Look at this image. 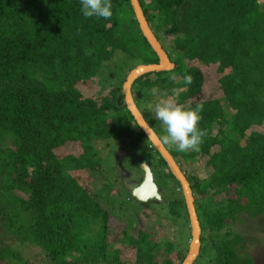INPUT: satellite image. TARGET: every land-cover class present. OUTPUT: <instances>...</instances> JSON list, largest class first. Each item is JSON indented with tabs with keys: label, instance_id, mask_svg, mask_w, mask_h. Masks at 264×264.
<instances>
[{
	"label": "trees",
	"instance_id": "1",
	"mask_svg": "<svg viewBox=\"0 0 264 264\" xmlns=\"http://www.w3.org/2000/svg\"><path fill=\"white\" fill-rule=\"evenodd\" d=\"M138 2L152 34L170 44V61L173 55L184 66L181 73L174 67L134 81L139 114L159 138L158 100L172 98L186 109L203 105L199 152L162 144L190 186L200 227L196 258L208 249L216 264H239L242 256L252 264L233 227L240 217L264 215V134L255 129L264 124V0ZM111 3L113 17L104 20L85 19L79 0H0V264H182L186 257L187 247L176 253L139 224L134 244L124 240L127 225L120 238L111 236L110 214L79 182L102 171L100 149L144 139L157 169H165L163 183L179 189L124 104L127 74L114 88L97 80L113 55L158 65L130 1ZM204 70L213 71L219 92L207 98ZM185 74L191 85L183 83ZM91 82L97 86L92 97L82 91ZM154 87L163 95H151ZM77 144L78 154L68 152ZM169 202L178 205L174 197ZM111 237L116 248L120 240L130 244L132 260L109 249Z\"/></svg>",
	"mask_w": 264,
	"mask_h": 264
},
{
	"label": "rangeland",
	"instance_id": "2",
	"mask_svg": "<svg viewBox=\"0 0 264 264\" xmlns=\"http://www.w3.org/2000/svg\"><path fill=\"white\" fill-rule=\"evenodd\" d=\"M122 21H124L125 25L126 21L124 19ZM157 41L164 52L171 48L170 44L164 41L161 35L157 38ZM171 57L172 64L176 67L175 72H183V64L173 55ZM124 59V56L121 54L113 55L110 61L101 67L97 75V80L104 84L105 87L114 88L122 80L125 73L128 76L130 73L128 70L131 67L136 68L141 64V61H131L129 59L124 61ZM204 72L207 79L203 90L204 97L207 98L219 92L216 90L217 85L215 86L216 81L213 71L204 70ZM96 87L95 83L91 82L82 91L83 93L85 91L86 95L92 97L97 90ZM255 129L264 134V124L261 128ZM126 145L116 146L112 144L108 150L100 149L98 156L101 158L102 171L97 173L94 179L87 175H81L79 182L88 188L89 193L97 199L99 205L110 214L108 226L112 233L111 236L118 239L121 236L120 233L124 230L127 233V229L129 228L128 236L124 240H127V242L131 241L130 244H134L135 242L132 241V236H135L136 224H139L137 225L138 230L141 229L150 233L155 240L160 241L161 245L171 244L172 250H175L174 252H185L186 247L188 251L190 244L189 235H191V230L189 229L190 221L180 187L176 191V185L172 181L163 183V172H165V169H157L156 155L144 139L138 140L134 147ZM69 149L68 152L70 153L78 154L80 152L78 144L74 147H69ZM130 161H133L132 165L128 164ZM139 162L147 163L153 176L154 184L159 188L160 196L163 197L160 202L148 201L146 203H140L131 197L128 186L138 185L143 177V169L140 167ZM194 168L198 167L195 165L192 169ZM207 173L208 171H206ZM202 178L201 176L200 181H202ZM165 195L166 197L164 198ZM171 197H174L178 201L177 206L173 207L170 205L169 201ZM240 218L242 221L233 227L234 233L240 234L244 238V246L249 250L253 263L264 264V215L255 220H250L246 217ZM125 226L128 228H125ZM96 227V224L88 226V238L92 236L91 232H94ZM98 233L99 231L96 232V234ZM3 239L7 245L12 248L15 247L14 240L7 236L3 237ZM112 240L113 238L111 237L110 243ZM122 242V240L119 241L121 250L116 248L118 247V243L115 247L110 245L109 249L119 250L120 254L119 251L117 253L119 254V258L122 257L126 260H132L133 249L130 248V244L122 245ZM206 251V253L196 258V264L215 263L216 252L214 250L211 252L208 249ZM23 253L25 254L24 251ZM174 255L175 253L172 257ZM239 264H247L244 256L240 257Z\"/></svg>",
	"mask_w": 264,
	"mask_h": 264
},
{
	"label": "water",
	"instance_id": "3",
	"mask_svg": "<svg viewBox=\"0 0 264 264\" xmlns=\"http://www.w3.org/2000/svg\"><path fill=\"white\" fill-rule=\"evenodd\" d=\"M132 6L135 19L138 23L140 31L143 37L146 39L151 50L158 58V65H148V66H138L133 69L127 76L123 86H122V96L124 98V104L135 121L137 127L144 133L150 144L153 146L155 151L160 155L163 161L166 163L172 176L175 178L180 186L183 193L184 202L187 209V214L190 221L191 229V240L188 248L187 255L182 264H192L197 256L200 243V227L197 219V214L195 211L194 200L191 194L189 183L187 182L185 176L182 174L170 154L166 151L164 146L158 142L157 136L153 131L147 126L135 104L132 100L131 87L135 80H137L142 75L148 73H157L172 70L174 65L170 63L167 55L162 50V47L158 41L153 36L152 32L147 25L143 13L141 11L138 0H129ZM143 169V177L138 186L131 190V196L133 199L140 203H146L148 201H161V196L158 193V189L154 184L153 176L147 165Z\"/></svg>",
	"mask_w": 264,
	"mask_h": 264
},
{
	"label": "clouds",
	"instance_id": "4",
	"mask_svg": "<svg viewBox=\"0 0 264 264\" xmlns=\"http://www.w3.org/2000/svg\"><path fill=\"white\" fill-rule=\"evenodd\" d=\"M79 2L81 5V13L85 19L95 17L98 19L111 20L113 17V5L111 0H79ZM153 36L157 40L158 36L154 34ZM164 53L170 61L168 51ZM170 63L172 62L170 61ZM170 79L175 80L176 77L172 76ZM183 83L186 86L191 85L193 83V77L190 74H185L183 76ZM150 91L151 95L154 97L163 95L160 89L155 87ZM153 111L155 119L161 122L163 128V134L158 138L159 143L166 146H173L177 151L182 153L189 151L199 152L201 150L203 137L206 135V132L198 127L202 119V116L200 115L203 111L202 104H197L196 107L192 109H186L184 105L177 103L172 98L160 99L155 103ZM140 167L146 168L147 163L142 162ZM182 174L184 175L183 172ZM136 187L137 185H129V193H131V190ZM110 245L115 247L112 243H110Z\"/></svg>",
	"mask_w": 264,
	"mask_h": 264
},
{
	"label": "flooded vegetation",
	"instance_id": "5",
	"mask_svg": "<svg viewBox=\"0 0 264 264\" xmlns=\"http://www.w3.org/2000/svg\"><path fill=\"white\" fill-rule=\"evenodd\" d=\"M143 163H145V162H143ZM139 164L141 165V162H139ZM136 186V185H135ZM138 186V185H137Z\"/></svg>",
	"mask_w": 264,
	"mask_h": 264
}]
</instances>
